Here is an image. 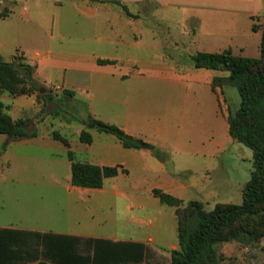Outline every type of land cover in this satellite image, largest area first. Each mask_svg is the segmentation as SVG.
Listing matches in <instances>:
<instances>
[{
	"label": "rangeland",
	"instance_id": "obj_1",
	"mask_svg": "<svg viewBox=\"0 0 264 264\" xmlns=\"http://www.w3.org/2000/svg\"><path fill=\"white\" fill-rule=\"evenodd\" d=\"M85 1L0 0L1 57L34 65V81L42 86L29 95L0 91L6 112L14 120L29 119L27 128L42 136L41 143L17 142L3 159L0 175L56 177L66 184L71 176L69 149L80 161L116 162L126 150L115 135L88 128L91 115L136 132L168 154L165 164L155 156L149 161L128 156L133 172L107 178V191L148 194L159 184L165 191L174 187L164 185L172 178L180 186L174 189L182 198L179 211L192 200L202 201L207 210L219 202L241 203L253 170V150L229 134L227 115L241 103L238 88L226 84L213 90V78L227 72L196 68L188 53L208 49L212 40L191 43V35L177 24L173 38L182 41L166 39L164 26L156 30L151 19V1L128 12L113 3ZM167 14L177 17L172 10ZM126 17L138 22L129 25ZM249 52L260 56L254 48ZM99 58L116 60L98 65ZM83 129L92 133L91 145L80 140ZM55 131L68 138L70 148L53 137ZM12 185L0 182L2 201L8 198L4 189ZM62 192L61 186L48 185L52 201ZM217 251L222 264H264V234L225 241Z\"/></svg>",
	"mask_w": 264,
	"mask_h": 264
},
{
	"label": "crops",
	"instance_id": "obj_2",
	"mask_svg": "<svg viewBox=\"0 0 264 264\" xmlns=\"http://www.w3.org/2000/svg\"><path fill=\"white\" fill-rule=\"evenodd\" d=\"M121 1L132 9L151 1L155 5L151 19L156 30L164 26L166 39L173 38L177 24L182 26V33L191 35V43L203 37L212 40L208 49L198 47L197 52L232 49L236 54L249 56L252 48L260 51L262 29L254 30L253 24L260 27L264 21V0ZM171 10L177 17L167 14ZM137 19L128 18L126 23L135 24ZM178 39L182 41V37ZM176 45L182 48L178 42ZM188 53L191 56L196 52ZM27 130L38 135L23 137V140L0 134V167L17 142L41 143L38 130ZM135 133L132 135L137 136ZM123 148L127 153L111 165H122L128 172L120 173L127 176L133 172L128 156L145 161L154 156L147 149ZM91 163L108 165L103 161ZM66 180L68 182L63 184L56 177L0 175V182L15 185L4 189L8 196L6 201L0 199V264H173L172 251L180 248L178 221L175 208L162 203L153 193V189H161L162 184L152 186L148 194H128L107 191L105 184L101 188L74 186L71 176ZM49 184L61 186L65 192L55 193L52 201ZM169 184L174 187L165 191L181 198L174 191L180 188L176 179L164 183ZM120 206L124 210L119 214Z\"/></svg>",
	"mask_w": 264,
	"mask_h": 264
},
{
	"label": "trees",
	"instance_id": "obj_3",
	"mask_svg": "<svg viewBox=\"0 0 264 264\" xmlns=\"http://www.w3.org/2000/svg\"><path fill=\"white\" fill-rule=\"evenodd\" d=\"M91 1L113 3L128 12V7L121 0ZM258 28L262 29L258 57L236 54L232 49L221 52L198 51L191 55L196 68L227 72L213 78V90L216 85L237 86L241 103L238 109L227 115L229 134L253 150V170L243 188L241 203L219 202L211 210L205 209L202 201L192 200L188 207L179 211L182 199L160 188L153 189L162 203L178 208L180 248L172 251L173 264H222L217 245L230 240L257 239L264 234V227L261 226L264 225V21L260 27L253 24L254 30ZM98 63L113 64L115 60L99 58ZM35 70L36 67L31 63L8 61L0 56V91L13 95L39 92L42 86L34 81ZM66 92L73 95L71 90ZM28 122L27 118L14 120L6 112V105L0 99V134H6L9 139L37 136L38 132L27 130ZM86 125L115 135L126 148L147 149L159 160H168L166 150L128 133L117 124L90 115ZM53 137L70 148L68 138L59 132L55 131ZM80 140L91 144L93 135L89 130L83 129ZM67 157L71 161V183L74 186L101 188L107 178L115 177L120 172H128L122 165H99L77 160L71 149L68 150ZM191 207H194L193 212Z\"/></svg>",
	"mask_w": 264,
	"mask_h": 264
},
{
	"label": "water",
	"instance_id": "obj_4",
	"mask_svg": "<svg viewBox=\"0 0 264 264\" xmlns=\"http://www.w3.org/2000/svg\"><path fill=\"white\" fill-rule=\"evenodd\" d=\"M194 211V207H192V210H191V212H193Z\"/></svg>",
	"mask_w": 264,
	"mask_h": 264
}]
</instances>
